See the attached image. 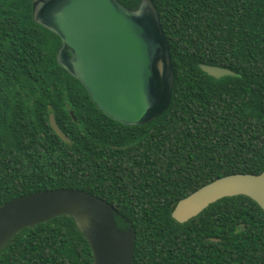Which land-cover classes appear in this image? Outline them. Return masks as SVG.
I'll return each instance as SVG.
<instances>
[{"label":"trees","instance_id":"16d2710c","mask_svg":"<svg viewBox=\"0 0 264 264\" xmlns=\"http://www.w3.org/2000/svg\"><path fill=\"white\" fill-rule=\"evenodd\" d=\"M33 1L0 0V207L41 190L82 189L131 222L132 264H264V210L252 198L224 197L185 223L172 216L216 178L264 171V0H154L175 84L166 112L141 125L106 115L58 63L61 38L34 21ZM202 64L237 75L218 78ZM0 264L95 258L63 214L18 231Z\"/></svg>","mask_w":264,"mask_h":264},{"label":"water","instance_id":"95a60500","mask_svg":"<svg viewBox=\"0 0 264 264\" xmlns=\"http://www.w3.org/2000/svg\"><path fill=\"white\" fill-rule=\"evenodd\" d=\"M33 19L59 35L58 63L106 115L141 125L170 107L175 67L154 0H140L136 7L120 0H34ZM201 67L218 78L237 75L226 67ZM50 122L65 142H72L54 113ZM238 195L252 198L264 210V171L216 178L180 199L172 216L185 223L212 203ZM63 214L74 218L89 241L95 264L133 263L136 233L131 222L105 199L74 188L41 190L1 206L0 251L21 229Z\"/></svg>","mask_w":264,"mask_h":264}]
</instances>
